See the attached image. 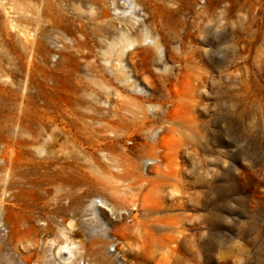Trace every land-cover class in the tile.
<instances>
[{
	"label": "rangeland",
	"instance_id": "1",
	"mask_svg": "<svg viewBox=\"0 0 264 264\" xmlns=\"http://www.w3.org/2000/svg\"><path fill=\"white\" fill-rule=\"evenodd\" d=\"M155 1L0 0V264H264V0Z\"/></svg>",
	"mask_w": 264,
	"mask_h": 264
},
{
	"label": "bare ground",
	"instance_id": "2",
	"mask_svg": "<svg viewBox=\"0 0 264 264\" xmlns=\"http://www.w3.org/2000/svg\"><path fill=\"white\" fill-rule=\"evenodd\" d=\"M145 1L146 0H126L127 5H126V3H124L123 6H125V7L127 6L129 8H132V10L129 12L130 15H131L130 17H132L133 10L136 8V6H139L140 4L143 5ZM229 1H231L233 3V5H238L239 2H240V0H229ZM242 1L244 3H247L250 0H242ZM113 5H114V8L120 10V5H118V3L116 1H113ZM155 7L159 11H168L169 12L171 10L166 5V3H164V0H162L161 2L155 1ZM88 8H90V7H88ZM178 9H179V7L177 6L172 11L174 13H176L178 11ZM124 15H125L124 10L123 11L120 10L118 15L117 14L115 15V18H117V19L118 18H122V16H124ZM158 15L160 16L159 12H158ZM98 20H99L100 23H102V25H105V26H108V24L111 25L112 22H113L112 18L109 19V15L107 14L106 10L100 12V14L98 16ZM147 35H148L147 31L145 33L144 32H140V33H136L134 35H130L127 32L126 33L121 32L119 38L114 39L112 41L111 51L109 53V56H112L115 60L121 61L122 57H123V54H124L125 47H127L130 43H134V42H136L137 44H140L142 42V40L144 39V37L147 36ZM158 45H159L158 41L156 39L155 40L153 39V41L151 42L152 48H157ZM137 205H139V204H137ZM62 210H64V209H62ZM60 211H61V208H60ZM110 223L112 224V226H118L121 230H129V229L132 228V225H128L127 224L126 216H122L121 218L119 217L116 221H113L110 218ZM70 227H74V225L73 226L70 225ZM39 228L41 229V231H43L44 235H46L49 232V230H50L48 221H46L44 225L39 226ZM39 228L35 229V231L32 234L28 232L29 229H26V230L22 231L21 235L18 237L17 241L20 242V243H23V244H27V243H32L34 241L39 240L40 237H38V233H37V231H39ZM77 231H78V229L76 228V230H74V233H76ZM66 244L68 245L69 243H66ZM87 244H88V240H84L82 242V245H83V248H84V252H82L80 254L81 257H85L84 255H85L86 250H87ZM90 244H92V242H90ZM67 245H59L58 246L59 250L66 249V251L64 252V254H65L64 256H66L65 259H69L71 257L72 251L75 250V249L72 250V247H69ZM36 256L37 257L33 260L32 264H47V263H45L43 261V259L41 258L40 254H37ZM28 264H30V263H28Z\"/></svg>",
	"mask_w": 264,
	"mask_h": 264
}]
</instances>
